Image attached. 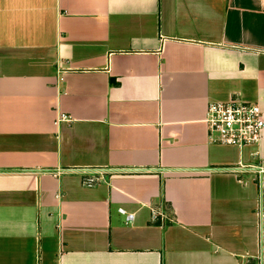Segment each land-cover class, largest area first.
Masks as SVG:
<instances>
[{
  "label": "crops",
  "instance_id": "0c3cea01",
  "mask_svg": "<svg viewBox=\"0 0 264 264\" xmlns=\"http://www.w3.org/2000/svg\"><path fill=\"white\" fill-rule=\"evenodd\" d=\"M233 99L264 112V0H0V264H264Z\"/></svg>",
  "mask_w": 264,
  "mask_h": 264
},
{
  "label": "built area",
  "instance_id": "2783aa9c",
  "mask_svg": "<svg viewBox=\"0 0 264 264\" xmlns=\"http://www.w3.org/2000/svg\"><path fill=\"white\" fill-rule=\"evenodd\" d=\"M70 117L61 115L56 124L70 122ZM205 123L209 141L212 144L237 147L240 149L261 144L264 132V112L259 104L233 99L229 102L211 103L207 108ZM262 172V170H261ZM82 184L94 188L105 182L104 171L83 170ZM105 174H109L105 171ZM123 215L126 212L121 209ZM133 215H127L132 221Z\"/></svg>",
  "mask_w": 264,
  "mask_h": 264
}]
</instances>
